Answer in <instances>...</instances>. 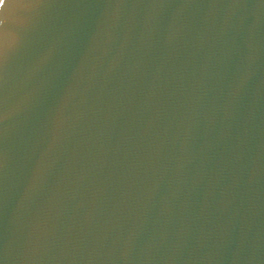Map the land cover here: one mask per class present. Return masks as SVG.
<instances>
[{
    "label": "water",
    "instance_id": "95a60500",
    "mask_svg": "<svg viewBox=\"0 0 264 264\" xmlns=\"http://www.w3.org/2000/svg\"><path fill=\"white\" fill-rule=\"evenodd\" d=\"M0 264H264V0H0Z\"/></svg>",
    "mask_w": 264,
    "mask_h": 264
}]
</instances>
